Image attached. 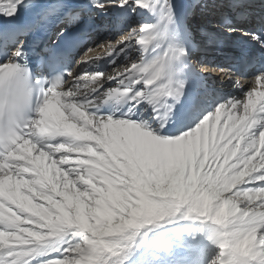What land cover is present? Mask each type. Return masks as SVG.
Returning <instances> with one entry per match:
<instances>
[{
  "label": "snow or ice",
  "instance_id": "1",
  "mask_svg": "<svg viewBox=\"0 0 264 264\" xmlns=\"http://www.w3.org/2000/svg\"><path fill=\"white\" fill-rule=\"evenodd\" d=\"M9 61L34 94L0 144V264H122L177 211L208 264H264V0H0Z\"/></svg>",
  "mask_w": 264,
  "mask_h": 264
},
{
  "label": "rangeland",
  "instance_id": "2",
  "mask_svg": "<svg viewBox=\"0 0 264 264\" xmlns=\"http://www.w3.org/2000/svg\"><path fill=\"white\" fill-rule=\"evenodd\" d=\"M221 119L223 120V116ZM178 226L181 228L175 229ZM167 228L170 229L166 230ZM125 233L135 236L138 241L130 259H126L124 264H154L160 257L172 256L173 259L176 252L182 254L184 260L197 259L201 264H208L210 257L217 250L215 243L209 239V229L205 231L200 224L184 221L157 232L146 228L139 233L138 225H131ZM175 240L184 244V247H173L172 241ZM187 247L190 249L189 252Z\"/></svg>",
  "mask_w": 264,
  "mask_h": 264
},
{
  "label": "clouds",
  "instance_id": "3",
  "mask_svg": "<svg viewBox=\"0 0 264 264\" xmlns=\"http://www.w3.org/2000/svg\"><path fill=\"white\" fill-rule=\"evenodd\" d=\"M0 69V144L12 143L33 109L34 89L28 72L22 66Z\"/></svg>",
  "mask_w": 264,
  "mask_h": 264
},
{
  "label": "bare ground",
  "instance_id": "4",
  "mask_svg": "<svg viewBox=\"0 0 264 264\" xmlns=\"http://www.w3.org/2000/svg\"><path fill=\"white\" fill-rule=\"evenodd\" d=\"M97 42H99V41H97ZM99 50V49H98ZM230 87V86H229ZM245 87H247V85H245ZM234 94L235 95H240V93L239 92H235L234 91ZM158 219H160V218H158ZM158 219H156V220H158ZM153 221H155V220H153ZM152 222V221H151ZM140 224V223H139ZM133 241H134V239L133 238H130V240H128V242L125 244V248H127V246H128V249L129 250H131L132 249V247L134 246L133 245ZM125 259V257L122 255V260H124Z\"/></svg>",
  "mask_w": 264,
  "mask_h": 264
}]
</instances>
